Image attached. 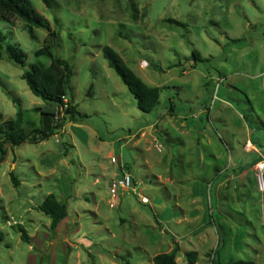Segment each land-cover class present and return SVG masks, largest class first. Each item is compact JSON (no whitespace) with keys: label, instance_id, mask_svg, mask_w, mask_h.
Here are the masks:
<instances>
[{"label":"rangeland","instance_id":"374dc122","mask_svg":"<svg viewBox=\"0 0 264 264\" xmlns=\"http://www.w3.org/2000/svg\"><path fill=\"white\" fill-rule=\"evenodd\" d=\"M30 2L49 22V30L37 29L35 39L29 37L18 17L6 20L0 16L5 41L26 53L24 67L5 53L0 58V120L16 113L17 105L9 95L19 100L26 131L38 124L34 106L51 108L21 78L32 63L50 62L47 54H34L44 43L50 44L54 56L72 66L66 100H73L79 116L66 120L58 132L38 143L5 145L7 152L0 161V264H151L156 248L144 251L139 246L143 241L132 239L135 225L141 231L147 222L137 217L134 224L127 205L152 218L149 206L139 201L137 194L150 196L149 189L160 185L153 183L149 168L133 162L142 164L148 159L152 170L165 177V166L155 159L162 152H176L172 149L181 146L180 138L193 150L194 139L170 129L167 137L157 132L153 146V142H135L138 130L157 118L161 125L169 119L179 121V116L164 115L173 98L175 115L209 109L212 123L222 130L221 140H230L234 149L241 148L249 130L264 148V0H50V7L42 0ZM50 31L56 35L49 37ZM104 45L117 51L144 82L160 87L151 111L137 108L133 95L103 57ZM193 50L201 60L193 59ZM44 155L54 166L43 164ZM117 155L128 158L132 173L137 171L143 181L134 190L131 183L124 194L116 187L112 206L107 199L114 181L108 188L104 179L116 172ZM191 173L196 174L193 167L182 172V184H187ZM11 174L18 180L17 186ZM96 174H103L97 184ZM149 177L152 186L146 180ZM63 182L68 218L51 231L50 217L38 205L49 192L60 198ZM234 190L231 188L230 197L222 202L212 191L209 200L219 232L217 239L211 237L200 248L214 250L219 243L221 263L244 259L264 264V193ZM75 210L80 218L78 231L72 234ZM17 223L26 229L28 242L21 240ZM194 264H211L210 256L205 253Z\"/></svg>","mask_w":264,"mask_h":264},{"label":"crops","instance_id":"0c3cea01","mask_svg":"<svg viewBox=\"0 0 264 264\" xmlns=\"http://www.w3.org/2000/svg\"><path fill=\"white\" fill-rule=\"evenodd\" d=\"M222 77L223 75L221 74L219 79L222 80ZM174 112L175 104L172 98L169 100L168 111L164 115L169 117L179 116L180 120L174 121L169 119L167 124L161 125V118H157L138 130L139 137L135 142L141 141L142 143V140H144L146 142H153L154 146L157 142V132H163L167 137L169 136L170 129H175L180 136L190 134L194 139V148L193 150L189 149L186 145V139L183 138H180L181 146L178 149H172L167 145V147L176 152H162V154L155 159L156 163L165 166V171L167 172L165 177L152 170V163H149L148 159H144L142 164L133 162L134 165L142 169L143 167L149 168V175L153 178V183H158L160 186H152L150 184L151 178H146L148 183L152 186L149 189L152 190V193L150 196H146L141 192L137 194L145 197V201L141 202L149 206L150 212H152V218H148L144 215L141 209L127 205L129 208L128 212L134 219V224L137 221V217H141L147 222V224L144 225V229L141 231H139L138 226L135 225L136 231L132 239L138 242L139 240L143 241L144 245L141 243L139 246L143 248L144 251H149L148 248H156L152 253V257L156 253L170 251L176 246V261L178 263L177 259H180V264H186L184 258L186 257L185 254L187 251H195L197 256L195 263H198L202 255L205 253L208 255V253L212 251L208 250L210 246L207 248L200 247L204 245L207 240H210L211 237L217 239V233L219 232L218 227H214L213 212L215 208H213L209 200L212 191L215 193V197L221 202L228 200L231 188L235 190L249 189L248 191L255 189L263 194L264 189L262 190V188L259 187L255 177V164L264 157V148L259 144V142L261 143L260 140L253 139V132H251V130L247 132L248 137L246 136L245 140L241 143V148L238 150L234 149L230 140H225L226 142H223L221 140L222 138L219 136V131L222 132V130H219L212 123L210 119V110L207 108L199 109L190 114L183 112L181 115H175ZM202 115L205 116L204 120H202ZM192 118H194V120H192ZM247 141L250 142V147L248 148L245 147ZM48 155H44L42 162L47 168H51L55 163L53 160L46 159ZM116 157H118L119 165L117 166L116 172L112 174L108 180L104 179L107 181V187L109 188L111 181L120 178L124 173H128L134 187L131 188L130 185L127 189L131 188L134 190L136 185L141 184L143 179L137 177V171L132 173L134 168L131 166V162H129L128 158H124L122 155H117ZM173 160H181V163H172ZM188 167H193L196 174L191 173L189 175L190 177L187 179V184H182V172ZM176 169H178V172H176ZM52 173L54 172H51L49 175H52ZM101 175L103 177V174H96V178L94 179L95 184L98 183L97 180ZM142 175L145 177L147 176V174L144 173ZM56 179L62 184L60 175H58ZM119 188L123 192L122 194H124L126 189L122 187ZM75 192L77 193V188H75ZM66 195V183L63 182L62 194L60 198L58 196V199L64 201ZM115 197L116 195H114V193H110V197L107 199L109 203L113 204L112 206L115 205ZM138 200L140 201V198H138ZM218 209L220 213H225L221 207H218ZM72 215L74 216L72 219L74 224L72 226L73 234L78 231L77 225H79L78 219L80 218V214L78 210H75L72 212ZM67 218L68 212L67 215L60 220L56 228L62 224L63 221L67 220ZM120 221L125 222V218H120ZM220 226L222 227V225ZM160 247L164 250L161 251Z\"/></svg>","mask_w":264,"mask_h":264},{"label":"trees","instance_id":"16d2710c","mask_svg":"<svg viewBox=\"0 0 264 264\" xmlns=\"http://www.w3.org/2000/svg\"><path fill=\"white\" fill-rule=\"evenodd\" d=\"M42 2L47 7L51 6L50 0H42ZM133 10V18H135L136 8L133 7ZM0 16L6 20H11L15 16L21 19L23 28L31 39L37 38V29L49 30L48 20L35 10L30 0H0ZM169 21L177 25H183L182 22L175 19H169ZM54 35L56 33L53 31L48 34L49 37ZM5 39L6 35L0 31V58L5 53L7 58L13 63L24 67L26 53L17 44L6 42ZM101 50L108 66L115 71L133 95L137 108L142 112L151 111L158 102L160 87L144 82L112 47L104 45ZM34 54L36 56L47 54L50 57V62L47 65L38 62L32 63L29 68L22 71L21 78L25 81L29 90L51 105V108L47 109L41 105L34 106L32 110L39 113L38 124L26 131L23 127V113L19 100L9 95L17 105V110L13 117L0 120V161L3 160L7 152L5 145L14 146L24 142L38 143L58 132L66 120L72 121L76 119V116H79L73 100L71 98L66 100L70 89V79L73 75L70 63L54 56L49 43H44L35 50ZM192 57L194 60L202 59L195 50L192 51ZM155 67L157 68L156 65ZM11 179L15 186L19 184L13 174H11ZM38 208L50 217L49 229L51 231L54 230L68 212L66 202L60 201L53 193H48L40 202ZM15 227L20 233L21 240L28 242V234L24 226L21 223H17ZM2 238L3 232L0 230V240ZM218 244L211 251L212 253H208L211 264H255L253 260L244 259L229 260L227 263H221L217 257ZM176 253V246L170 251L156 253L152 257V264H178ZM185 256L186 264H194L196 262L195 251H187Z\"/></svg>","mask_w":264,"mask_h":264},{"label":"built area","instance_id":"2783aa9c","mask_svg":"<svg viewBox=\"0 0 264 264\" xmlns=\"http://www.w3.org/2000/svg\"><path fill=\"white\" fill-rule=\"evenodd\" d=\"M144 63L147 65L146 62ZM245 147L246 148L250 147L249 141L245 143ZM255 177L258 182L259 187H261L263 190L264 189V157L255 164ZM111 185H112L111 191L113 193L116 187L129 188L131 185L130 175L128 173H124L120 178L115 179ZM139 198L141 201H145V197L139 195Z\"/></svg>","mask_w":264,"mask_h":264},{"label":"water","instance_id":"95a60500","mask_svg":"<svg viewBox=\"0 0 264 264\" xmlns=\"http://www.w3.org/2000/svg\"><path fill=\"white\" fill-rule=\"evenodd\" d=\"M48 31V30H46ZM115 162L117 163V166L119 165V160H118V157H115Z\"/></svg>","mask_w":264,"mask_h":264}]
</instances>
